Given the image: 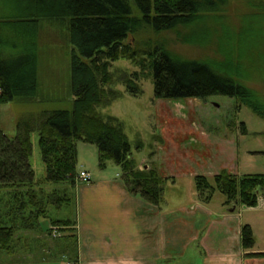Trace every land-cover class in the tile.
<instances>
[{"label": "trees", "instance_id": "obj_1", "mask_svg": "<svg viewBox=\"0 0 264 264\" xmlns=\"http://www.w3.org/2000/svg\"><path fill=\"white\" fill-rule=\"evenodd\" d=\"M9 13L0 15V104L9 101L30 103L41 100L38 77V32L42 21L57 24L66 37L70 94L69 108L41 111L20 117L15 135L8 137L0 129V188L10 189L12 203L18 209L28 204L52 203L60 208L74 202L72 190L78 180L76 141L97 148V166L108 162L120 169V180L129 195L158 206L173 177L162 176L153 163L138 167L133 151L142 143H129L122 122L104 115L100 108L119 97L113 88L122 84L132 96L141 93L139 82L150 78L156 99L206 98L212 95L233 97L237 108L248 107L264 119V96L248 87L253 80L251 62L243 52L242 42L249 36L255 41L264 23L254 10L244 14L228 42H216L217 61L185 60L171 55L163 44L141 41L135 36L141 29L153 32L177 27L193 28L207 19H221L229 0H0ZM250 7L264 0H246ZM240 33L244 36L240 37ZM257 33V35H256ZM188 42L196 40L186 39ZM202 40V39H201ZM200 40V41H201ZM117 60H126L136 70H110ZM61 99V98H59ZM64 99V98H63ZM38 135V147L44 169V181L65 183L63 190L45 194L38 188L30 165V133ZM196 198L209 203L215 192L224 197L223 205L254 207L259 193L264 194V174L237 176L225 170L193 177ZM0 215V253L14 254L15 243L23 241L18 232L31 231V222L46 214L42 208L23 220L17 219L16 207ZM75 222L54 220L48 232L52 239L65 237L74 241ZM53 233L55 235H53ZM240 241L251 250L254 235L249 225H242ZM19 248V247H18ZM264 257V252L248 253Z\"/></svg>", "mask_w": 264, "mask_h": 264}, {"label": "rangeland", "instance_id": "obj_2", "mask_svg": "<svg viewBox=\"0 0 264 264\" xmlns=\"http://www.w3.org/2000/svg\"><path fill=\"white\" fill-rule=\"evenodd\" d=\"M249 10H254L258 14L259 22L264 23V10L260 4L252 8L246 0H229L221 19L212 17L193 28L180 26L158 33L141 29L135 37L141 41L163 44L171 55L181 59L217 61L220 58L216 50L217 40L220 44L228 42L231 35L237 33L234 30ZM7 14L9 13L0 2V15ZM258 27L261 28L257 30L255 41L250 42L247 36L242 46L245 57L253 67V80H249L247 85L264 96V27ZM239 35L244 36L242 33ZM190 38H194L197 43L186 40ZM38 47L40 96L41 100L45 97L48 99L43 103H38V99H35L30 103L9 101L0 104V129L8 137L15 135L16 122L22 116L69 108L71 96L67 89L68 49L62 28L55 23L42 21L39 25ZM110 70L132 72L136 68L129 61L117 60L111 64ZM139 85L141 93L132 96L125 91L122 84H115L113 88L120 93L119 97L99 110L102 114L115 116L122 122L132 147L136 141L142 143L139 151H133L139 168H142L143 163L150 162L162 176L174 177V184H169L165 190L166 196L174 198L195 193L193 177L197 174L208 178L221 170L237 176L264 174V119L256 116L248 107L241 105L237 108L235 99L224 95H212L203 99H156L150 78L142 79ZM30 143L29 162L35 179L39 181L38 188L45 194L66 188L65 183L52 184L44 181L38 135L35 131L30 133ZM76 147L77 173L80 168L87 170L93 177L109 173L112 178L120 180V169L114 163L108 162L103 170L98 168L97 148L94 145L76 141ZM76 188L72 190L74 202L67 206L57 208L52 203L39 206L28 204L23 210L18 209L19 202L12 203L10 200V189L0 188L1 216H11L7 214L10 205L16 207L14 211L17 212L19 221L40 208L46 214L36 220L31 219L34 229L27 231L29 235L18 231L15 233H22L24 237L23 241L15 243V247L18 249L21 246L24 249V245H27L33 252H39L41 242L49 247L51 244H60L63 249H68L71 256L74 241L65 237L49 239L47 232L51 221H76ZM223 201L224 197L215 192L209 206L219 209ZM244 216L253 221L255 246L264 249V211ZM8 256L2 253L0 260Z\"/></svg>", "mask_w": 264, "mask_h": 264}, {"label": "crops", "instance_id": "obj_3", "mask_svg": "<svg viewBox=\"0 0 264 264\" xmlns=\"http://www.w3.org/2000/svg\"><path fill=\"white\" fill-rule=\"evenodd\" d=\"M75 187L71 256L60 244L49 247L38 240L39 252L20 246L0 264H264V257L247 255L264 249L254 244L246 251L240 241L242 225L253 232V221L244 215L264 211V194L254 207L221 204L212 209L211 201L200 202L196 193L174 198L163 194L158 206L148 204L129 195L109 173L90 175V182L78 181Z\"/></svg>", "mask_w": 264, "mask_h": 264}, {"label": "built area", "instance_id": "obj_4", "mask_svg": "<svg viewBox=\"0 0 264 264\" xmlns=\"http://www.w3.org/2000/svg\"><path fill=\"white\" fill-rule=\"evenodd\" d=\"M77 178L82 183H88V182H90V174H89V172L84 171V170L79 171Z\"/></svg>", "mask_w": 264, "mask_h": 264}]
</instances>
